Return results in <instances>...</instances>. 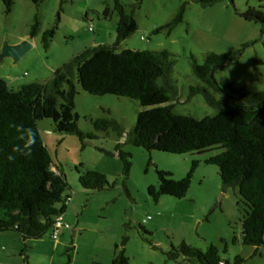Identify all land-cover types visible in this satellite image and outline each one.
Wrapping results in <instances>:
<instances>
[{
  "label": "rangeland",
  "instance_id": "374dc122",
  "mask_svg": "<svg viewBox=\"0 0 264 264\" xmlns=\"http://www.w3.org/2000/svg\"><path fill=\"white\" fill-rule=\"evenodd\" d=\"M128 13L136 5L122 0ZM187 4L184 21L173 32L156 30L173 22ZM251 7L261 8V0H223L205 7L188 0H145L135 11L139 30L122 43L119 52L128 49L169 51L175 61L174 79L179 96L172 101L175 111L202 119L218 111L205 95L189 100L190 88L203 85L195 74V58L205 63L209 53L243 50L237 61L215 73L220 83L233 84L247 91H264V28L243 14ZM110 10V16L105 11ZM40 29L31 36L36 17ZM120 16L115 0H16L11 13L0 0V78L13 90L32 82H46L54 71L91 46L114 45ZM56 29L51 47L46 50L43 36ZM30 41L34 47L19 61L1 55L8 45ZM247 46V47H246ZM246 47V48H245ZM227 94H233L228 87ZM76 112L79 126L96 138L85 143L77 134H62L53 119L39 121L45 144L56 167L67 176L72 187L65 220L69 225L60 240L49 229L40 238L26 240L19 232H0V264H113L125 245L126 264H191L181 257L170 260L168 253L182 243L209 250L221 248L230 264H264V245L260 248L242 241L243 221L248 205L238 187L224 188L220 168L207 160L222 152L173 154L149 151L129 143L139 114L144 107L131 98L116 95H93L78 84ZM217 99L225 93L213 91ZM113 118L126 133L96 131L93 119ZM132 154L131 174H125L124 162L117 147ZM198 163L192 186L185 198L164 195L158 202L149 188L160 186L158 169L170 171L173 178H185ZM106 174L111 186L88 190L80 182V172ZM238 241L235 243L234 239ZM228 247V251L225 248ZM258 250V254L254 253Z\"/></svg>",
  "mask_w": 264,
  "mask_h": 264
},
{
  "label": "trees",
  "instance_id": "16d2710c",
  "mask_svg": "<svg viewBox=\"0 0 264 264\" xmlns=\"http://www.w3.org/2000/svg\"><path fill=\"white\" fill-rule=\"evenodd\" d=\"M7 13H11L16 0H3ZM40 5L44 0H32ZM136 5L128 13L122 0H115L120 16L117 40L114 45L91 46L54 71L46 82H32L13 90L0 78V232H19L26 240L42 237L55 218L66 214L71 201L72 187L67 176L59 173L51 152L45 144L39 121L53 119L62 134H77L83 143L96 138L79 126L76 112L78 84L93 95H116L131 98L144 107H151L139 114L138 122L129 135V143L149 151L158 150L173 154L207 152L221 149L207 163L217 165L224 188L238 187L250 212L243 221L242 241L245 245L260 248L264 245V91H247L233 84L220 83L215 73L227 69L242 55L243 50L227 53L211 52L205 63L194 59V72L203 85L190 88L189 100L205 95L210 106L217 109L215 116L199 119L179 114L172 101L179 96L174 79L176 61L169 51L128 49L119 47L139 30L135 11L145 0H133ZM205 7L223 0H188ZM264 3V0H261ZM187 4L176 19L156 30L173 32L184 21ZM110 16V10L105 11ZM249 21L261 23L264 28V11L251 7L243 14ZM40 18L36 17L31 36L36 37ZM56 29L45 32L43 44L51 47ZM247 47V46H246ZM245 47V48H246ZM232 90L227 94L225 88ZM213 91L225 93L217 99ZM96 131L113 129L121 136L126 130L113 118L93 119ZM10 124H23L36 131L31 154L21 155L13 150L24 142ZM124 162L125 174H131L132 154L117 147ZM12 156L14 159H9ZM198 163L188 175L176 180L173 173L158 169L160 186L149 188L151 196L160 201L164 195L177 198L188 196ZM80 182L88 190H103L111 186L109 177L99 171L80 172ZM113 264H126L125 245ZM237 238L234 239L236 243ZM228 251V247L225 248ZM258 254V250L254 255ZM170 260L185 257L191 264H220L225 261L221 248L212 245L203 251L184 242L168 253ZM245 259L238 257L237 264Z\"/></svg>",
  "mask_w": 264,
  "mask_h": 264
},
{
  "label": "clouds",
  "instance_id": "9594fccd",
  "mask_svg": "<svg viewBox=\"0 0 264 264\" xmlns=\"http://www.w3.org/2000/svg\"><path fill=\"white\" fill-rule=\"evenodd\" d=\"M10 127L17 130L19 133L17 138L24 142L23 147L17 145L13 151L25 156L30 155L31 147L35 140L36 131L32 128H25L23 124H10ZM9 159H14V157L10 156Z\"/></svg>",
  "mask_w": 264,
  "mask_h": 264
},
{
  "label": "water",
  "instance_id": "95a60500",
  "mask_svg": "<svg viewBox=\"0 0 264 264\" xmlns=\"http://www.w3.org/2000/svg\"><path fill=\"white\" fill-rule=\"evenodd\" d=\"M34 45L30 41H24L16 45H8L2 57H12L15 59V62H19L32 48Z\"/></svg>",
  "mask_w": 264,
  "mask_h": 264
},
{
  "label": "built area",
  "instance_id": "2783aa9c",
  "mask_svg": "<svg viewBox=\"0 0 264 264\" xmlns=\"http://www.w3.org/2000/svg\"><path fill=\"white\" fill-rule=\"evenodd\" d=\"M67 226L69 225L66 223L65 214L57 216L50 228L52 230L53 238L57 241L60 240L64 235V230ZM220 264H226V262L222 261Z\"/></svg>",
  "mask_w": 264,
  "mask_h": 264
},
{
  "label": "crops",
  "instance_id": "0c3cea01",
  "mask_svg": "<svg viewBox=\"0 0 264 264\" xmlns=\"http://www.w3.org/2000/svg\"><path fill=\"white\" fill-rule=\"evenodd\" d=\"M56 170L60 173V170L55 166ZM66 216V215H65Z\"/></svg>",
  "mask_w": 264,
  "mask_h": 264
}]
</instances>
